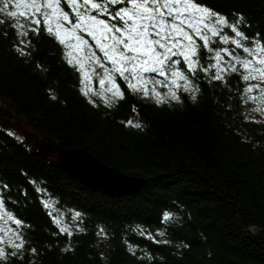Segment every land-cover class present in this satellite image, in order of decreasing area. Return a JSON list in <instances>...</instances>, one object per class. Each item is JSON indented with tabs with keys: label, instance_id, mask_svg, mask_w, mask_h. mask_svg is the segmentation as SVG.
I'll use <instances>...</instances> for the list:
<instances>
[{
	"label": "trees",
	"instance_id": "obj_1",
	"mask_svg": "<svg viewBox=\"0 0 264 264\" xmlns=\"http://www.w3.org/2000/svg\"><path fill=\"white\" fill-rule=\"evenodd\" d=\"M201 2L229 23L243 17L240 30L264 41V0ZM223 34L234 35L227 28ZM29 39L31 55H19L15 31L0 24V186L8 185L5 214L24 223L4 221L28 241L22 260L0 264H264V243L255 239L264 232V118L252 113L254 101L244 89L253 80L242 81L239 65L231 71L235 60L222 54L228 71L220 81L211 79L215 68L195 75L184 69L201 89L195 101L183 92V81L175 89L178 103L169 95L173 77L147 73L154 78L149 91L155 87L168 102L158 105L157 97L127 91L118 80L125 98L109 108L99 96L89 93L93 106L81 94L80 73L52 37L41 32ZM212 46L234 48L218 38ZM234 51L251 59L242 49ZM208 55L200 52L203 67ZM92 79L99 81L95 73ZM105 97L111 101L112 94ZM129 120L142 129L126 126ZM55 147L86 150L123 173L147 178V185L120 197L89 188L57 166ZM165 211L177 219L162 223ZM33 247L36 256L28 251Z\"/></svg>",
	"mask_w": 264,
	"mask_h": 264
},
{
	"label": "snow or ice",
	"instance_id": "obj_2",
	"mask_svg": "<svg viewBox=\"0 0 264 264\" xmlns=\"http://www.w3.org/2000/svg\"><path fill=\"white\" fill-rule=\"evenodd\" d=\"M66 8L70 11L65 10ZM0 14L5 17L0 19V24H10L15 31L17 43L13 47L19 55H31L26 50L32 47L30 34L40 35L41 32H46L62 46L64 49L62 58L80 73V92L93 106L98 105L90 98L89 93L99 96L109 108L118 100L125 98V90L121 88L118 80L127 85V91L134 94L142 91L145 98L157 97L155 102L158 105L168 102L155 87L149 91L147 85L154 78L147 77V73H158L161 77L174 78L172 84L175 88L169 89L171 100L182 103L181 96L175 89H179L181 87L179 81H183V92L191 93L190 98L195 101L197 99L195 93L201 89L184 69L195 75L199 71L207 74L209 68H215L216 73L211 79L223 80L225 78L223 73L228 69L222 66V54L236 61V64L231 65L233 73L238 71L236 65L244 70L242 81H257L255 84H248L244 92L258 90L259 99L264 101V41L257 38L259 34L257 37L249 38L240 30L239 26L244 23L243 17L229 23L228 17L203 4L201 0H0ZM226 28L234 35L223 34ZM84 33L95 42L94 47L90 46ZM194 37L203 42L202 46ZM217 38L221 45L231 44L234 48H214L212 45ZM96 49L102 57L97 54ZM234 49H242L251 59H242L235 55ZM201 51L209 54L206 57L209 61L207 67L202 66ZM37 67L42 66L38 63ZM93 73L99 77V84L103 89L101 92H93L90 86H86V81L89 84L92 81ZM155 83L166 86L164 81ZM105 92L112 94L111 101L105 97ZM51 98L57 97L53 95ZM248 99L256 101L257 97L250 95ZM252 111H259L264 115V111L259 107L253 108ZM245 119L249 117L246 116ZM126 126L137 129L143 127L141 123H133L132 120L127 121ZM7 188L6 184L0 186V221L4 219L6 202L3 193ZM24 194L27 195L26 192ZM42 204L48 207L47 202L42 201ZM6 215L17 226L23 225L24 222L13 213L7 212ZM80 215L78 212L75 213V217ZM176 219L174 214L165 211L162 223L167 224ZM53 223L60 222L53 219ZM3 231H5L3 225H0V232ZM9 231L11 235L7 243L12 251L7 252L0 246V260L7 261L9 258L22 260L28 241L22 232L14 229ZM60 232L72 235L65 227H61ZM158 235L163 236L165 232L160 231ZM148 238L153 239V236L149 233ZM3 243L4 237L0 235V245ZM71 250V247H68L61 251ZM28 251L32 256L38 253L35 247Z\"/></svg>",
	"mask_w": 264,
	"mask_h": 264
},
{
	"label": "water",
	"instance_id": "obj_3",
	"mask_svg": "<svg viewBox=\"0 0 264 264\" xmlns=\"http://www.w3.org/2000/svg\"><path fill=\"white\" fill-rule=\"evenodd\" d=\"M57 166L71 178L112 197L131 195L147 185V178L123 173L102 163L86 150L55 147ZM264 243V232L255 235Z\"/></svg>",
	"mask_w": 264,
	"mask_h": 264
},
{
	"label": "rangeland",
	"instance_id": "obj_4",
	"mask_svg": "<svg viewBox=\"0 0 264 264\" xmlns=\"http://www.w3.org/2000/svg\"><path fill=\"white\" fill-rule=\"evenodd\" d=\"M86 85L87 86H90L92 89H93V91H99V92H101V91H103V89H102V86L99 84V81L96 83V82H94L93 81V79H92V81L90 82V84L86 81ZM95 83H96V85H95ZM255 83H257V81H252V84H255ZM96 86H98L99 88H100V90L99 89H97L96 88ZM107 87H110V85H107ZM251 96H256L257 97V100L256 101H254V104H253V107L251 108V111H252V109L253 108H257V107H259V108H261V110L262 111H264V101H261L260 99H259V97H260V93H259V91L258 90H253L251 93H249ZM104 95H108V92H105L104 93ZM252 113H255L257 116H259V117H261V118H264V115H262L261 114V112H259V111H257V112H254V111H252ZM5 218H8V216L6 215V214H4V219ZM4 219L2 220V221H0V225H3V227H4V229H5V231H3V232H0V235H2L3 237H4V243L7 241V239H8V237L6 238V236L8 235V230H9V226H8V224L4 221ZM5 238H6V240H5ZM3 243V244H4ZM3 244L2 245H0V246H3Z\"/></svg>",
	"mask_w": 264,
	"mask_h": 264
}]
</instances>
